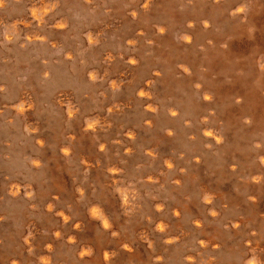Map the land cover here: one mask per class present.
<instances>
[{"label": "rangeland", "instance_id": "obj_1", "mask_svg": "<svg viewBox=\"0 0 264 264\" xmlns=\"http://www.w3.org/2000/svg\"><path fill=\"white\" fill-rule=\"evenodd\" d=\"M93 206L124 264H264V0H5L0 264H65Z\"/></svg>", "mask_w": 264, "mask_h": 264}, {"label": "bare ground", "instance_id": "obj_2", "mask_svg": "<svg viewBox=\"0 0 264 264\" xmlns=\"http://www.w3.org/2000/svg\"><path fill=\"white\" fill-rule=\"evenodd\" d=\"M146 90H147V86H145L141 90V92L145 94ZM62 96L64 95H59V98H61ZM21 100H22V107L24 109L27 100L25 99V97H23ZM146 101L149 102L147 99ZM148 108L152 109V106H148ZM91 125L93 128L94 125L93 124ZM40 142L41 141L38 142L39 145H41ZM152 149L150 150L151 152H153ZM67 150L69 152V149ZM169 164H171V162L167 161V165ZM10 192L15 194L16 191H14V189H11ZM15 210H18V208L16 207ZM61 216H62V220L64 221L68 220L66 214L62 213ZM66 217L67 219H65ZM106 222L109 225V227H105ZM160 224L162 223H159L158 225ZM196 225L200 226L201 222L197 221ZM83 226L87 230L86 233L82 232ZM73 228L74 229L71 231L73 234L69 235V238L67 240L68 246H71L73 250L70 254L66 255L65 264H124L123 261L125 260L126 257L135 259L138 255V251H136L137 248L136 244L134 245L133 244L134 242L131 241L130 238H125L121 235L112 237V235L116 230V225L110 220L109 214L103 208H100L98 206L91 207L89 211V216L77 220ZM65 237L66 236L62 237L61 239L62 242H65ZM8 240L10 241L6 244L7 250H12L11 252L13 253L12 254L4 253L2 255L4 262H6L7 264H27L26 262L22 263V259H21L23 257L22 252L17 251L15 253L14 250L15 240L13 238H8ZM56 240L57 242H60L58 236H56ZM169 241L172 240L170 239ZM138 243L141 244V241H139ZM201 245L204 248H210L211 246H217L218 241L216 237H209L206 241L201 242ZM21 247H22L21 249H24L23 245ZM51 247L52 246L48 245L45 249L41 250L42 254L38 258V262H36V264H57L53 259L54 254L51 252ZM106 253L108 254L107 258L105 256ZM149 253L150 256L155 254L154 252L151 251ZM59 255L60 252L58 253L57 256ZM187 260L192 261L193 255L188 256Z\"/></svg>", "mask_w": 264, "mask_h": 264}, {"label": "clouds", "instance_id": "obj_3", "mask_svg": "<svg viewBox=\"0 0 264 264\" xmlns=\"http://www.w3.org/2000/svg\"><path fill=\"white\" fill-rule=\"evenodd\" d=\"M0 2H2V0H0ZM54 10H55V5L53 4V7H52V8L45 7L44 10H43V12H44V15H47L49 12L54 11ZM32 12H33V16H34L36 19H40L41 22H43V21H42V18H41L40 16L37 15V12H38L37 9H33ZM56 27L63 28V27H66V25H64V24H62V23H58V24L56 25ZM6 38H9V37H6ZM37 38L40 39V37H37ZM29 39H31V37H29ZM140 95H144V93L141 92ZM20 111H24L23 107L20 108ZM70 114H71V113H70ZM89 127H92V125L90 124ZM206 134H207V135H211L210 132H208V133H206ZM40 143L42 144L43 142L41 141ZM64 152H65V154H67V153H68V150L65 149ZM168 166H169V167H172L171 164H169ZM208 202L210 203L211 201L209 200ZM65 219H67V217H66ZM105 227H109V225L107 224V222L105 223ZM158 228H159L160 231H164V225H163V224L158 225ZM57 235H58V234H57ZM105 256H106V258H107L108 254L106 253ZM246 264H261V261H259V259H258L255 255H253V256H252V257L246 262Z\"/></svg>", "mask_w": 264, "mask_h": 264}, {"label": "snow or ice", "instance_id": "obj_4", "mask_svg": "<svg viewBox=\"0 0 264 264\" xmlns=\"http://www.w3.org/2000/svg\"><path fill=\"white\" fill-rule=\"evenodd\" d=\"M5 0H2V2H0V7H2L4 5ZM241 12H243V8H241Z\"/></svg>", "mask_w": 264, "mask_h": 264}]
</instances>
